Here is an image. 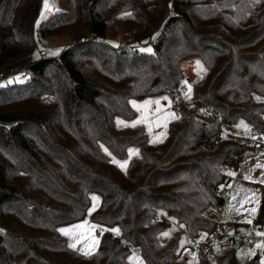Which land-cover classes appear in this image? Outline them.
Instances as JSON below:
<instances>
[{
	"label": "trees",
	"instance_id": "1",
	"mask_svg": "<svg viewBox=\"0 0 264 264\" xmlns=\"http://www.w3.org/2000/svg\"><path fill=\"white\" fill-rule=\"evenodd\" d=\"M57 1L36 22L41 0H0V67L28 73L0 81V264H130L129 244L138 264H188L177 256L179 236L160 241L159 233L170 223L190 240L212 233L227 154L248 145L235 119L264 134V0ZM155 7L158 17L140 21L139 33L106 41L111 23ZM53 36L67 38L62 51L35 57ZM190 56L202 75L189 102L172 101L162 141L150 143L142 125H115L114 116H136L130 100L178 93ZM129 145L138 155L121 169L111 156L125 157ZM92 192L100 202L90 220L118 231H103L85 254L59 226L84 215ZM252 224L264 225V187ZM232 255L233 247H213L195 264H235Z\"/></svg>",
	"mask_w": 264,
	"mask_h": 264
},
{
	"label": "rangeland",
	"instance_id": "2",
	"mask_svg": "<svg viewBox=\"0 0 264 264\" xmlns=\"http://www.w3.org/2000/svg\"><path fill=\"white\" fill-rule=\"evenodd\" d=\"M146 1L149 3L150 0ZM53 6H55L56 9L59 8V3L57 0H41L36 22L40 21L49 13L53 12L55 10L53 9ZM159 8L160 7H155L153 9L149 8V12L147 14H142L139 17L140 19L137 17L134 19L128 18L127 16L120 17L119 22H113L109 25L106 41L112 45L123 43L122 41H124L127 35H130L131 33H139L142 29V25H148L149 22L155 20L158 17ZM140 21H142V25H140ZM83 32L85 35H89L87 28H85ZM66 39L67 38L65 36H53L48 39L41 40V49H44L45 47L50 48V50L44 51L43 55L56 56L59 54L63 49V44L65 43ZM33 55L35 57L41 56L40 50L36 48ZM1 68L3 69V67H0V69ZM181 68L185 77L180 81L178 93L173 95L168 93L164 95H147L141 100H131L132 108L136 113L134 118L138 122L137 124L144 127V130L147 133V138L149 135V138L151 139V141L148 140L150 143H156L162 141L165 138L167 122L176 116V111L171 108V102L175 99L176 101L180 100L189 102L191 98L190 83L191 81L200 78L203 71L201 62L197 57L193 56L182 60ZM16 81L21 80L16 79ZM114 122L116 126H124V123L128 121L122 117L115 116ZM241 122H243V124H241ZM232 128L238 139L246 143H249L250 141H261L264 137L263 133L257 132L245 119L241 117H237L235 119ZM153 140L154 142H152ZM129 148L130 149L127 151L128 155L131 152V148L137 149V147H133V145H131ZM103 149L105 150V147ZM116 160H118V164H122L124 166L125 162L127 161V155L123 158H117ZM230 167H232V162H230L229 168ZM229 185L230 183L228 182L226 190H224L223 193L224 195H226ZM93 197H96L97 199L93 200ZM99 202V194L96 192L90 193L89 206L84 215L75 222L62 224L59 226V231L67 238L68 245L74 244L75 247L73 249L79 252L89 253L94 251L97 247L99 236L103 231L117 234V226L107 227L102 223L93 222L90 220L91 214L97 209ZM89 209H92V211L89 212ZM62 229L64 231H61ZM165 233H167V235H165ZM238 233L241 235L243 234L241 232ZM170 234L178 235L180 238L177 248V256L186 257L188 264H195L197 252L191 247L190 239L185 236L182 227L175 223H170L161 233H159L158 239L163 241ZM207 240L210 243L214 242V233L209 235ZM241 244L242 243L233 246V257L237 254L241 263L249 264V260L254 256V254L251 255L249 251L245 249V246ZM128 246L129 253L127 255V259L130 264L140 263L142 261V257L140 256L137 249L130 244Z\"/></svg>",
	"mask_w": 264,
	"mask_h": 264
},
{
	"label": "crops",
	"instance_id": "3",
	"mask_svg": "<svg viewBox=\"0 0 264 264\" xmlns=\"http://www.w3.org/2000/svg\"><path fill=\"white\" fill-rule=\"evenodd\" d=\"M164 94L166 93H162L161 95ZM178 101L180 100L176 102ZM130 105L132 107L131 100ZM127 121L124 123V126L136 125L138 123L135 118L127 119ZM148 140L151 141L149 135ZM247 144V147L239 152L228 153V165L225 170L228 180H230L228 181L230 185L226 195H224L222 206L219 210H212L211 212L215 215L217 221L227 224L235 232L243 233L242 235L247 238L246 241L240 243L245 246V249L251 255L254 254L249 260V264H264V225L252 224L259 210L260 193L264 187V144L262 141H250ZM130 146L126 148L127 161L138 155L137 146H135L137 149L131 148V152L129 155L127 154ZM114 158L111 156L112 161L121 169L126 167L127 161L123 166L122 164H118L117 158ZM230 162H232V167L229 168ZM239 164L242 165L239 166ZM212 234L213 232L210 234L200 232L199 237L207 239ZM215 240L216 236L214 234V242ZM238 258L237 254L234 257L232 255L233 263L243 264Z\"/></svg>",
	"mask_w": 264,
	"mask_h": 264
},
{
	"label": "built area",
	"instance_id": "4",
	"mask_svg": "<svg viewBox=\"0 0 264 264\" xmlns=\"http://www.w3.org/2000/svg\"><path fill=\"white\" fill-rule=\"evenodd\" d=\"M36 48L40 50V55H43L44 51L50 50L49 47H45L41 49L40 44H37ZM28 76L27 71L24 68H17L15 70H5L0 69V81H13L16 79L24 80ZM178 103V102H177ZM177 103L172 104L171 108L174 111H177ZM203 114L206 115L210 120H219L220 114L215 110H210L205 108L203 110ZM261 119L264 121V115L261 116ZM264 144V137L261 140ZM242 164H239L241 166ZM216 192L219 194L224 193L222 188H217ZM212 232L216 236L215 242L210 243L207 239L197 237L190 240L191 247L194 251L202 252V253H209L213 247H233L236 244L246 241L247 238L238 232H235L225 223L217 221L213 227Z\"/></svg>",
	"mask_w": 264,
	"mask_h": 264
},
{
	"label": "snow or ice",
	"instance_id": "5",
	"mask_svg": "<svg viewBox=\"0 0 264 264\" xmlns=\"http://www.w3.org/2000/svg\"><path fill=\"white\" fill-rule=\"evenodd\" d=\"M149 51H150V49H149ZM197 63H199V62H197ZM241 124H243V122H241ZM131 151V150H130ZM247 178V177H246ZM95 199H97L96 197H93V200H95ZM92 211V209H89V212H91ZM61 231H64L63 229L61 230ZM165 235H167V233H165ZM69 247L70 248H74L75 247V245L74 244H69ZM85 254H89V253H85Z\"/></svg>",
	"mask_w": 264,
	"mask_h": 264
}]
</instances>
